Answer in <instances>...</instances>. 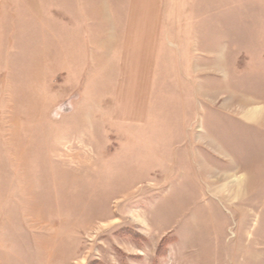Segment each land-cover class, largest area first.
<instances>
[{
    "label": "rangeland",
    "instance_id": "rangeland-1",
    "mask_svg": "<svg viewBox=\"0 0 264 264\" xmlns=\"http://www.w3.org/2000/svg\"><path fill=\"white\" fill-rule=\"evenodd\" d=\"M27 4L0 0V264H264V0H169L140 126Z\"/></svg>",
    "mask_w": 264,
    "mask_h": 264
},
{
    "label": "crops",
    "instance_id": "crops-1",
    "mask_svg": "<svg viewBox=\"0 0 264 264\" xmlns=\"http://www.w3.org/2000/svg\"><path fill=\"white\" fill-rule=\"evenodd\" d=\"M26 1L36 19L39 0ZM45 1L48 62L57 55L71 68L83 67L86 98L92 95L96 104L111 100L114 119L145 125L150 97L160 88V48L171 31L169 0Z\"/></svg>",
    "mask_w": 264,
    "mask_h": 264
}]
</instances>
